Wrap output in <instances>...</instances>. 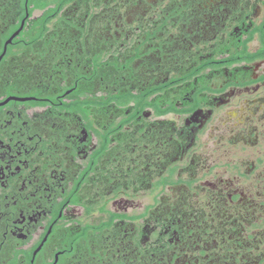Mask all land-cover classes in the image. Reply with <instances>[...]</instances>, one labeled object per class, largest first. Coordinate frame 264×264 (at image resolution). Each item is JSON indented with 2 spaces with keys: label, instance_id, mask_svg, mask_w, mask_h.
<instances>
[{
  "label": "flooded vegetation",
  "instance_id": "flooded-vegetation-1",
  "mask_svg": "<svg viewBox=\"0 0 264 264\" xmlns=\"http://www.w3.org/2000/svg\"><path fill=\"white\" fill-rule=\"evenodd\" d=\"M146 1L119 16L79 3L73 32L51 19L25 55L27 7L5 37L19 0H0V264H139L184 203L175 264L208 259H181L190 241L264 264L259 31L257 56L242 52L264 29V0Z\"/></svg>",
  "mask_w": 264,
  "mask_h": 264
},
{
  "label": "trees",
  "instance_id": "trees-1",
  "mask_svg": "<svg viewBox=\"0 0 264 264\" xmlns=\"http://www.w3.org/2000/svg\"><path fill=\"white\" fill-rule=\"evenodd\" d=\"M89 1L91 0H19V2H14L13 6L15 7V10L17 11L19 15L17 17V24L10 26L11 28L5 30L7 33L9 32L7 35H5V37H8V35L16 27H18L20 20L22 19V17L25 16V6H26L27 11H28V17L25 19L24 29L22 30V32L27 33L28 41L24 45L26 48L22 46V49H23V54L29 55V52H33V50L30 49L31 43L34 41H37V39L43 36L45 31L49 30L48 23L50 22L51 19L53 20L55 18V20L52 22V25H53L52 31H58L59 29L61 32H65V33L73 32L72 28L75 26V23L69 20L66 21V16L74 14V7L76 6L79 7L81 3H88ZM170 1H176V0H170ZM144 2L148 4L146 0H98V3L99 5H101V8H103L102 6H105L107 8L108 6H110L111 8L110 7L108 8L109 10L112 11L110 14L112 15L114 14L116 16L124 15L125 14L124 11L125 9H127V7L133 4H137L141 6ZM50 4L52 6L47 7ZM66 5L69 8L64 10V7ZM158 6H160L159 9L162 11L161 14L166 15V12H167L166 9L164 7L162 8L160 3L158 4ZM35 9L42 10V11L37 17L29 18ZM169 15L173 16V13L169 12ZM261 28L262 26L251 30L249 33V36L246 38V40L242 42V52L244 55L243 58L253 59L255 56H257L256 54H253L247 51V41L251 39L253 32L257 30L260 32L261 40L264 43V29H261ZM29 35H31L32 37L29 38ZM3 41H4V36L3 38H1V43H3ZM232 41H235V39L234 38L230 39V42ZM20 43L22 44V42ZM20 43L16 42L14 44H11L9 45V48L20 46L19 45ZM262 53H264V51H262ZM133 58H134L133 56L130 57V59H133ZM235 60H237V57L235 55L230 56L228 59V61L230 62L235 61ZM129 61L131 62V60ZM129 61L126 66H130ZM127 96H131V95L128 93L124 95V97H127ZM142 104H146V102H142ZM169 203H170L169 206L171 207L173 204H171V202ZM166 204H167V201H166ZM181 209H182L181 211H177V210L172 211L170 208L168 210L167 209L165 210V217L166 218L169 217V218L166 220V225L164 227V229H168V230H167V233L163 235V238H162L163 242H161L160 244H157L156 242L151 243L150 241L147 247V252H143L145 256L147 254V258L145 257H142V259L140 258L138 262L139 264H145V263L146 264H175L173 261L174 235L172 231L178 229L179 227L177 232L184 236L182 240L187 238V235L189 234V231H186L185 229L188 223V219L190 217L188 213L189 205L187 203H184ZM167 225H169V228ZM196 234L197 233H195V235L192 236V239H195ZM196 244H199L200 248L196 249L195 244H191V241L189 242L187 247H185V249H182L183 248L182 247L181 248V251H182L181 259H183V253H186L189 256L188 258H190V256H194V257L198 256L196 255V252L199 255H203L204 253H207L208 259H206L205 257H201L199 259V262L197 263L193 261L184 263L183 261H181V263L178 262L177 264H240L238 260V256L236 255V251H240V248L238 247L237 248L227 247L226 249H222V252H221V249L215 248V249H210V251L208 252V249L201 246V242L196 241ZM228 250L232 251L231 254L229 253L230 255L226 254ZM222 254H225L224 258L220 256ZM218 256H220V258L217 259Z\"/></svg>",
  "mask_w": 264,
  "mask_h": 264
},
{
  "label": "rangeland",
  "instance_id": "rangeland-1",
  "mask_svg": "<svg viewBox=\"0 0 264 264\" xmlns=\"http://www.w3.org/2000/svg\"><path fill=\"white\" fill-rule=\"evenodd\" d=\"M253 45H254V41L252 43H250V47H253ZM218 154H219V152H218ZM219 161H220V158H219ZM217 164H218V166H220L219 163H217ZM156 185H157V183L154 184L155 187H156ZM167 193L170 194L169 191H167ZM136 201L140 202V203H146V204L147 203H152L153 202L152 194L150 193L148 196L143 197V198L142 197H138V200L136 199Z\"/></svg>",
  "mask_w": 264,
  "mask_h": 264
},
{
  "label": "water",
  "instance_id": "water-1",
  "mask_svg": "<svg viewBox=\"0 0 264 264\" xmlns=\"http://www.w3.org/2000/svg\"><path fill=\"white\" fill-rule=\"evenodd\" d=\"M18 31H19V29H18L17 31H15V32L12 34V36H11V37L5 42V46H6V44H8V43L11 41L12 37L15 36V35L18 33ZM1 56H2V55H0V58H1Z\"/></svg>",
  "mask_w": 264,
  "mask_h": 264
}]
</instances>
